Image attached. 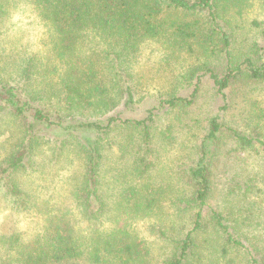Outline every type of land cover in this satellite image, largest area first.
Returning <instances> with one entry per match:
<instances>
[{"label":"trees","instance_id":"trees-1","mask_svg":"<svg viewBox=\"0 0 264 264\" xmlns=\"http://www.w3.org/2000/svg\"><path fill=\"white\" fill-rule=\"evenodd\" d=\"M254 1L31 0L53 30L55 59L62 70L55 73L54 68L51 72L56 79L49 75L41 85V67L31 56L20 65V76L0 77V117L21 129L14 150L0 161V196L9 209L20 214L37 208L25 176L37 171V153L52 141L45 129L63 126L67 133L60 145L76 146L84 161L72 190L74 202L81 218L93 228L90 232L76 230L71 218L47 215L41 230H16L0 236V264H149L150 251L131 232L129 218L117 216L112 227H97L104 224L110 210L101 192L103 148L115 129L136 130L140 145L130 169L139 178L149 179L158 130L171 114L195 105L206 75L223 104L207 119L193 158L175 172L179 195L170 200L177 210L192 213L191 228L180 238H171L172 250L163 264H203L205 248L201 249L200 240L207 234L218 240L221 259L233 254L245 264H264V238L257 237L255 242L256 236H249L243 228L249 218L243 219L241 227L238 218L232 220L210 204L220 173L235 167L229 157L249 151L264 155V131L257 125L264 118L260 102L246 104L245 124L234 120L238 114L228 116L236 94L264 88V25L254 20L259 30L245 47L235 45L244 10ZM259 4L264 8V0ZM4 5L0 0V12ZM89 31L96 38L87 42ZM155 37L195 48L201 60L179 75L172 90L149 96L141 92L131 66L141 42ZM143 100L149 106L140 118L136 113ZM168 124L166 131L172 129ZM244 185L242 197L252 182L248 188ZM230 191L234 194L235 189ZM160 192L153 183H145L142 189L129 185L124 194L126 206L145 215L157 205L159 199L154 195Z\"/></svg>","mask_w":264,"mask_h":264},{"label":"rangeland","instance_id":"rangeland-1","mask_svg":"<svg viewBox=\"0 0 264 264\" xmlns=\"http://www.w3.org/2000/svg\"><path fill=\"white\" fill-rule=\"evenodd\" d=\"M4 2L5 9L0 12V77L8 79L20 76L19 68L23 60L34 56L38 67H41V85L47 83L49 75H54L56 79V74L51 71L55 68V73L61 72L62 67L55 59L53 30L39 16L31 0ZM177 16L180 15L175 14ZM181 17L194 19L192 16ZM243 17L236 30L235 45L238 48L245 47L248 39L259 30L254 20L264 25V8L260 6L259 0L244 10ZM95 38L90 31L85 37L87 42ZM200 60L197 49L171 43L165 37H155L141 42L139 52L132 59L131 69L135 80L140 83L142 93L159 95L172 90L179 75ZM203 81L195 105L187 111L171 114L168 121L161 125L160 132L158 130L154 140L155 165L149 179L139 178L130 169H133L140 145L136 130L126 127L115 129L103 148L101 192L110 210L107 218H104V224L97 227H112L117 216L129 218L131 232L143 239L150 251L147 255L149 264H163L172 250L171 238H180L191 228L192 213L177 210L170 199L179 195L180 184L174 176L178 166L193 156L195 144L205 131L207 119L217 113L223 104L215 94L213 80H209L206 75ZM251 100L259 101L264 111V88L258 86L236 94L228 116L232 118L234 113L238 114L239 117L234 120L245 124L244 117L247 115L242 112ZM147 101L139 102L136 115L140 118L148 109ZM120 110L121 107L117 111ZM170 122L172 129L166 131ZM257 125L264 131V118ZM45 132L52 136V141L42 152L37 153V165H34L37 171L25 176L26 185L37 201V208L28 214H20L9 209L0 196V236L16 230L28 229L30 233L41 230L47 215L71 218L76 230L83 228L84 232H90L93 228L81 218L72 193L76 179L80 178L84 169L83 157L76 146L60 145L67 133L63 126L46 128ZM19 134L21 129L17 123L0 117V161L14 150ZM228 162H233L235 167L220 173L210 204L229 214L230 219L238 218L242 222L241 227L243 219L248 217L247 225L243 228L249 236H256L253 239L256 242L257 237L264 238V155L249 151L229 157ZM251 182L252 187L247 196H240V190H246L244 183H247L248 188ZM145 183H153L161 192L154 195L159 199L157 205L143 215L142 211H133L132 207L126 206L124 194L129 185L142 189ZM230 189H235L234 194ZM200 241L201 249L205 248L203 264H245L233 254L228 255L230 259H221L220 245L212 234L202 235ZM7 248L3 247L2 250L5 252ZM197 263L193 261L191 264Z\"/></svg>","mask_w":264,"mask_h":264}]
</instances>
